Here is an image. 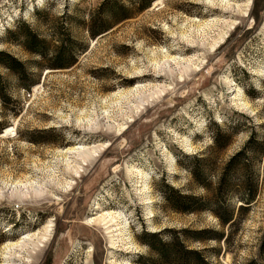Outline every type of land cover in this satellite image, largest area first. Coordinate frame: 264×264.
<instances>
[{"label": "rangeland", "instance_id": "1", "mask_svg": "<svg viewBox=\"0 0 264 264\" xmlns=\"http://www.w3.org/2000/svg\"><path fill=\"white\" fill-rule=\"evenodd\" d=\"M107 1L0 0V51L36 75L27 91L0 68L10 98H0V135L12 129L0 136V264H141L137 258L148 256L137 239L142 230L205 228L224 232L228 246L186 245L207 251L213 264H264V155L255 165V200L236 230L209 212L175 213L161 193L167 184L205 197L182 156L212 155L206 195L213 197L217 176L250 136L246 117L262 140L264 0H153L142 11L116 0L130 17L91 38L90 16ZM18 21L49 40L51 51L58 43L50 35L64 24L84 50L70 68L39 70L32 63L42 59L7 42ZM186 60L193 67L180 65ZM230 124L244 132L211 154L210 131ZM24 186L41 194L18 197ZM25 237L33 241L6 255L5 246Z\"/></svg>", "mask_w": 264, "mask_h": 264}, {"label": "trees", "instance_id": "2", "mask_svg": "<svg viewBox=\"0 0 264 264\" xmlns=\"http://www.w3.org/2000/svg\"><path fill=\"white\" fill-rule=\"evenodd\" d=\"M127 1H129L130 6L136 5L140 11L149 8L153 2V0ZM129 17L130 13L120 2L108 0L101 5L98 12L90 16L89 35L91 38H94L109 29L111 24L128 19ZM6 34L8 35V43L20 46L30 55L42 59L43 63L41 64L37 62L32 63L39 70L42 67L52 70L70 68L77 61L76 53L84 50V47H81L75 40L69 38L70 36L64 24L58 23L50 35L58 43L52 51L50 50L49 40L41 37L40 34L33 31L25 22L18 21L17 26L13 30H8ZM68 49L73 50L72 54H67ZM0 68H4L15 75L19 85L27 91L36 83V75L29 72L27 64L20 62L4 51H0ZM2 80L0 76V98L5 103L10 98L4 94L3 89L5 87ZM246 120L248 123L246 127L250 129V136L243 148L228 159L222 169V173L217 176V186L213 188L215 195L213 194V197L206 195L211 189L210 174L215 169V159L212 155L210 158L199 155L182 156L183 159L189 160L190 165L185 166V169L195 184L205 191V197L184 194L181 190L164 184L161 193L165 207L175 213L187 215L209 212L217 219L220 227H231L236 230L239 216L242 212L247 211L248 206L255 200L259 179L255 165L259 162L260 156L264 155V135L261 141H257L256 139H259V134L254 131L255 126L253 125V121L248 117H246ZM257 128H261L264 131V124L258 125ZM2 129L3 126L0 124V132ZM6 130L7 128L4 132ZM242 132L244 131L241 124H230L222 128H214L210 131L211 146L209 152L215 155L226 148L235 135ZM232 199H237L235 201L241 203L237 209ZM236 210L239 213L238 217L236 216ZM228 237L225 236L224 232L211 228L198 231L189 229H182L180 231L163 229L159 232H150L142 230L137 239L147 249L148 256L140 255L136 262L141 264H213L208 260V256L210 255L207 254V251H205V255L204 250H192L186 244L214 241L217 243L224 242L228 246ZM263 242L262 245L264 247ZM214 253L215 255L213 256L219 255L218 252L214 251ZM251 264L253 263L251 262Z\"/></svg>", "mask_w": 264, "mask_h": 264}, {"label": "bare ground", "instance_id": "3", "mask_svg": "<svg viewBox=\"0 0 264 264\" xmlns=\"http://www.w3.org/2000/svg\"><path fill=\"white\" fill-rule=\"evenodd\" d=\"M155 5H157V3H155ZM225 8H228L227 6L225 7ZM180 65H183V66H185V68L186 69H188L189 67H193V62L192 61H190V60H186V61H182L181 63H180ZM188 67V68H187ZM135 93H137V91L135 92ZM11 131H12V129H7L5 132H4V134L2 135V136H5V135H8V134H10L11 133ZM1 136V137H2ZM73 151L74 150H71V149H69L65 154H72L73 153ZM78 151V150H77ZM80 152H82V154L83 155H86L87 157L88 156H91L92 155V153H90L88 150H81ZM86 153V154H85ZM79 155H78V153H77V157H78ZM66 168L67 169H69L70 168V164H66ZM59 183V182H58ZM34 192L35 194H37V193H40L41 194V191H38L35 187H32V186H30V187H26V186H24V187H20L19 189H16L15 190V194L16 195H18V197H21V198H26L27 196H29L28 194H29V192ZM107 216L109 217V218H111L110 220L111 221H114L115 220V217L113 216L112 217V215H109V214H107ZM106 219V217L104 218H98L97 220L99 221V222H101V220H102V222H103V220H105ZM95 220V219H94ZM95 222V221H94ZM97 222V221H96ZM99 222H97V223H99ZM105 222V221H104ZM38 236V235H37ZM33 237H35V236H33ZM33 237H25V238H23L22 240H19V241H16L15 243H13L12 245H7V246H5V248H4V250H5V252H7V254L6 255H8V256H15V255H19L18 254V251H22L23 249H25V247H26V245L28 244L27 242L28 241H33L32 240V238ZM41 238V237H40ZM43 238V237H42ZM8 258H10V257H8ZM7 258V259H8ZM12 259H9V260H7V261H5V263L6 264H12Z\"/></svg>", "mask_w": 264, "mask_h": 264}]
</instances>
